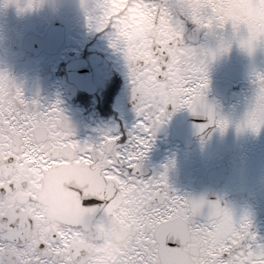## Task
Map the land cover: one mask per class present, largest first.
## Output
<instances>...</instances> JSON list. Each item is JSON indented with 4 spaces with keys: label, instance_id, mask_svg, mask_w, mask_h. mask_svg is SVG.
Segmentation results:
<instances>
[{
    "label": "snow or ice",
    "instance_id": "1",
    "mask_svg": "<svg viewBox=\"0 0 264 264\" xmlns=\"http://www.w3.org/2000/svg\"><path fill=\"white\" fill-rule=\"evenodd\" d=\"M83 4L89 26L125 53L140 120L126 142L106 133L81 143L59 102L29 101L0 72V264H264V239L248 215L181 196L167 171L144 169L155 131L175 111L203 118L201 134L226 127L206 100L208 65L230 47L228 25L235 36L247 29L240 43L249 51L264 41V0ZM245 123L264 127V76ZM98 224L103 232L91 235ZM121 233V250L106 256L97 237Z\"/></svg>",
    "mask_w": 264,
    "mask_h": 264
},
{
    "label": "flooded vegetation",
    "instance_id": "2",
    "mask_svg": "<svg viewBox=\"0 0 264 264\" xmlns=\"http://www.w3.org/2000/svg\"><path fill=\"white\" fill-rule=\"evenodd\" d=\"M29 2L0 0V72L22 86L29 101L59 102L81 143L100 142L106 133L126 142L140 117L122 48L89 26L83 0H32V7ZM223 35L231 45L208 65L206 100L226 127L201 134L203 118L188 108L175 111L155 131L144 169L148 175L167 171L169 185L181 196L218 200L237 219L248 215L255 233L264 219V134L245 119L264 76V41L249 51L240 43L246 28L235 36L228 25ZM103 230V224L88 229L91 235ZM124 237L97 239L103 250Z\"/></svg>",
    "mask_w": 264,
    "mask_h": 264
},
{
    "label": "rangeland",
    "instance_id": "3",
    "mask_svg": "<svg viewBox=\"0 0 264 264\" xmlns=\"http://www.w3.org/2000/svg\"><path fill=\"white\" fill-rule=\"evenodd\" d=\"M262 129V133L264 134V127L261 128ZM261 183L263 185V189H264V158H263V164H262V167H261ZM264 199V194H263V197ZM258 239H264V219H262V222L260 225L257 226V230L255 231Z\"/></svg>",
    "mask_w": 264,
    "mask_h": 264
},
{
    "label": "clouds",
    "instance_id": "4",
    "mask_svg": "<svg viewBox=\"0 0 264 264\" xmlns=\"http://www.w3.org/2000/svg\"><path fill=\"white\" fill-rule=\"evenodd\" d=\"M125 239H126V237H124V239L121 241V243L119 245H112V246L106 247L102 251L108 257L114 256L116 252L121 250V246L124 244Z\"/></svg>",
    "mask_w": 264,
    "mask_h": 264
},
{
    "label": "water",
    "instance_id": "5",
    "mask_svg": "<svg viewBox=\"0 0 264 264\" xmlns=\"http://www.w3.org/2000/svg\"><path fill=\"white\" fill-rule=\"evenodd\" d=\"M212 175H214V173H210V177H211Z\"/></svg>",
    "mask_w": 264,
    "mask_h": 264
}]
</instances>
